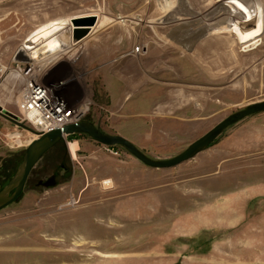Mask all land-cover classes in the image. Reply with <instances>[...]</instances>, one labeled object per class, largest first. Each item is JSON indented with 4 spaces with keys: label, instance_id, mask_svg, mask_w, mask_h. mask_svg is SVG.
Masks as SVG:
<instances>
[{
    "label": "rangeland",
    "instance_id": "rangeland-1",
    "mask_svg": "<svg viewBox=\"0 0 264 264\" xmlns=\"http://www.w3.org/2000/svg\"><path fill=\"white\" fill-rule=\"evenodd\" d=\"M260 1L257 41L240 43L234 33L200 31L195 19L220 4L236 12L242 0H0V106L17 115L25 75L38 71L75 111L72 124L87 121L149 159L173 158L264 101ZM86 15L96 24L74 43L70 19ZM58 21L70 25L68 52L43 67L18 56L29 35ZM35 139L0 119V191ZM31 171L0 210V264H264V112L174 168H149L78 134ZM50 178L53 186L37 184Z\"/></svg>",
    "mask_w": 264,
    "mask_h": 264
},
{
    "label": "water",
    "instance_id": "water-1",
    "mask_svg": "<svg viewBox=\"0 0 264 264\" xmlns=\"http://www.w3.org/2000/svg\"><path fill=\"white\" fill-rule=\"evenodd\" d=\"M97 18L94 15L77 16L70 19L72 30V41L77 43L83 40L95 26ZM18 56L20 54L18 53ZM24 59V58H23ZM27 60V59H26ZM264 112V101L253 103L246 109L236 112L214 126L201 138L193 142L185 151L179 155L166 160H152L147 158L133 144L120 136H111L103 134L93 124L87 121H81L69 124L61 129H54L47 133H36L20 123L17 117L4 110L0 106V113L14 123L17 127L28 130L36 136L24 152L23 161L11 181L0 191V210L12 204L22 192L26 180L40 158L63 138L72 135L85 134L91 139L103 146H121L131 156L143 165L152 169H170L194 158L198 153L205 150L225 129L243 120L244 118ZM54 181L47 182L44 187L53 186ZM12 192V193H11ZM11 193V194H10Z\"/></svg>",
    "mask_w": 264,
    "mask_h": 264
},
{
    "label": "bare ground",
    "instance_id": "bare-ground-1",
    "mask_svg": "<svg viewBox=\"0 0 264 264\" xmlns=\"http://www.w3.org/2000/svg\"><path fill=\"white\" fill-rule=\"evenodd\" d=\"M230 1L233 3L237 0ZM242 1L241 8H237L236 12L231 10L229 6L220 4L209 16L196 18L195 21L197 20L196 24L199 30L208 35L234 33L240 43H246L253 38V43H255L261 31L262 4L260 0ZM169 19L180 20V17L172 15ZM193 23L191 21L187 25L192 26ZM69 28L70 25L64 21L51 22L39 27L28 36L22 47L18 49L20 57L33 63L44 62L42 67L52 63L57 56L68 52L72 46L71 44L68 46V43L63 40L70 38ZM62 127L58 126L55 129ZM68 149L70 154L75 156L77 144L69 143ZM104 184L109 187L110 181H105Z\"/></svg>",
    "mask_w": 264,
    "mask_h": 264
},
{
    "label": "built area",
    "instance_id": "built-area-1",
    "mask_svg": "<svg viewBox=\"0 0 264 264\" xmlns=\"http://www.w3.org/2000/svg\"><path fill=\"white\" fill-rule=\"evenodd\" d=\"M25 76V86L16 102L18 113L15 116L20 123L37 133H47L75 121V111L55 95L53 88L38 81V71L30 70Z\"/></svg>",
    "mask_w": 264,
    "mask_h": 264
},
{
    "label": "flooded vegetation",
    "instance_id": "flooded-vegetation-1",
    "mask_svg": "<svg viewBox=\"0 0 264 264\" xmlns=\"http://www.w3.org/2000/svg\"><path fill=\"white\" fill-rule=\"evenodd\" d=\"M0 119H3V120H5V121H9L10 123H12V122H11L9 119H7V117H5L2 113H0ZM12 124L15 125L14 123H12ZM31 172H32V171H31ZM31 172H30V174H31ZM30 174H29V175H30ZM28 177H29V176H28ZM27 179H28V178H27ZM26 181H27V180H26ZM52 181H54L53 178H50V179H48V180H46V181H41V180H39L37 184H38L39 186L44 187V184H46L47 182H52ZM23 189H24V188H23ZM22 191H23V190H22ZM11 193H12V192H11ZM11 193H10V194H11ZM21 193H22V192H21ZM21 193H20V195H21ZM20 195H19V196H20ZM19 196H18V197H19ZM18 197H17V198H18ZM17 198H16V199H17ZM15 201H16V200H15Z\"/></svg>",
    "mask_w": 264,
    "mask_h": 264
},
{
    "label": "crops",
    "instance_id": "crops-1",
    "mask_svg": "<svg viewBox=\"0 0 264 264\" xmlns=\"http://www.w3.org/2000/svg\"><path fill=\"white\" fill-rule=\"evenodd\" d=\"M251 140H252V142H247V144L249 143V147H251V146H253L254 147V152H257V149H255L256 148V146H258L260 143H258V139H257V137L256 136H252L251 137ZM246 144V145H247ZM248 147V148H249Z\"/></svg>",
    "mask_w": 264,
    "mask_h": 264
}]
</instances>
